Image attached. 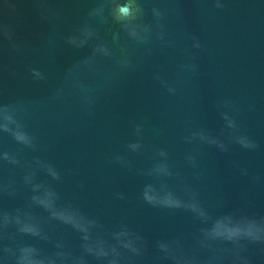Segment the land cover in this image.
I'll return each mask as SVG.
<instances>
[{
    "label": "water",
    "instance_id": "obj_1",
    "mask_svg": "<svg viewBox=\"0 0 264 264\" xmlns=\"http://www.w3.org/2000/svg\"><path fill=\"white\" fill-rule=\"evenodd\" d=\"M51 3L62 9L65 17L62 31L65 32L91 6L90 0H51ZM152 3L162 4V0H149L146 6L151 7ZM182 7V20L174 17L168 20L177 48L157 50L148 58H143L142 50L137 49V70L123 76L113 89L100 96L93 116H88L73 98L67 104H38L28 120L40 150H25L24 157L28 160L39 157L55 164L64 176L63 182L55 185L61 200L74 201L86 214L98 218L107 231L126 223L144 235L149 251L138 264H156L158 252L154 242L157 239L182 237L190 241L198 226L187 212L153 208L139 198L147 182L140 172L157 158V149L169 153L173 168L192 185L214 214L239 206L242 193H248L253 201L251 211L264 214V0H227L223 11L213 9L210 3L197 4L194 0H183ZM0 20L13 27L19 41L32 47H38L48 32V25L39 18L35 0H0ZM187 32L199 36L206 51L199 54L201 75L177 80L178 65L187 60L182 50L191 43L185 38ZM102 33L110 40L106 29ZM85 53L86 50L80 53L64 50L51 63L43 53L21 59L5 51L2 62L6 67L0 71V88L6 96L40 101L48 95L49 87L56 82L63 67L74 56ZM25 64L45 69L50 74L49 84L33 83ZM160 69L175 83L176 96L168 95L153 81L152 73ZM222 98H230L238 105L237 119L242 123V130L260 144L257 152L250 153L234 145L229 153L221 154L213 148L182 141L181 137L190 128L205 127L214 132L221 129L223 122L214 105ZM249 105H254L255 111H249ZM131 121L145 126L142 154H131L125 149L129 141L136 139ZM0 148L15 151L18 146L10 137H3ZM189 150L199 155L202 172L199 180L193 178V170L184 160ZM115 153L126 155L134 171L110 163ZM234 162L247 167L262 181L253 185L247 177L239 175ZM21 175L20 169L0 166V179H15L21 187L20 197L2 198L0 207L12 209L23 203L28 193L20 184ZM41 178L44 177L41 175ZM80 182L83 188L77 187ZM168 183L179 191L175 182ZM117 192L125 193L127 199H116ZM55 232L64 235L74 249L78 246V237L69 229L58 226ZM252 255L256 264H264V258L254 249Z\"/></svg>",
    "mask_w": 264,
    "mask_h": 264
},
{
    "label": "clouds",
    "instance_id": "obj_2",
    "mask_svg": "<svg viewBox=\"0 0 264 264\" xmlns=\"http://www.w3.org/2000/svg\"><path fill=\"white\" fill-rule=\"evenodd\" d=\"M194 2L210 3L217 11L227 7V0ZM35 3L40 20L48 25L46 36L38 47H32L19 41L13 27L0 20V71L6 67L2 62L5 51L21 59L43 53L51 63L64 50L75 53L86 50V53L74 56L63 67L56 82L49 87L48 95L40 101L6 96L0 88V138L10 137L18 146L15 151L0 148V166L20 169V184L28 193L20 206L0 207V264H138L149 251L144 235L126 223L107 231L98 218L86 214L74 201L61 200L55 185L62 183L64 176L55 164L39 157L32 160L24 157L25 150H40L28 120L38 104H67L73 98L88 116H93L100 96L113 89L123 76L137 70V49L142 50L143 58H148L157 50L177 48L168 20L183 19V0H162V4L152 3L151 7L146 6L149 0H90L91 6L84 17L66 32L62 31L65 17L61 8L52 6L51 0H35ZM102 29L110 34V40ZM185 38L191 43L182 50L187 60L178 65L177 80L198 78L201 75L199 54L206 51L199 36L187 32ZM25 70L33 83L49 84L50 74L42 67L25 64ZM152 79L168 95H177L175 83L166 78L163 69L154 71ZM214 107L223 122L221 129L214 132L205 127L190 128L181 137L185 144L207 146L221 154L229 153L234 145L250 153L260 149V144L242 130V123L237 119L240 109L233 100L219 99ZM248 109L255 111V106L249 105ZM131 125L136 139L129 141L125 149L131 154H142L145 126L136 121H131ZM156 157L150 167L140 172L147 182L139 198L153 208L187 212L198 222L190 241L182 237L157 239L154 242L158 252L156 264H256L253 249L264 258V214L251 211L254 204L248 193H242L239 206L214 214L192 185L173 168L166 150L157 149ZM184 160L193 170V178L201 179L199 155L189 150ZM109 162L134 171L131 160L121 153L113 154ZM233 166L253 185L262 181L247 167L235 162ZM169 181L175 182L179 191ZM77 187L83 188V183ZM20 196L21 187L15 179H0V199ZM115 197L127 199L123 192L115 193ZM58 226H64L78 237L75 249L64 235L56 234Z\"/></svg>",
    "mask_w": 264,
    "mask_h": 264
}]
</instances>
